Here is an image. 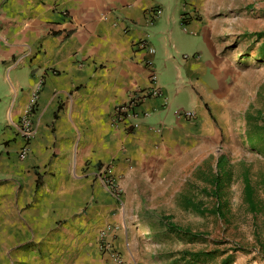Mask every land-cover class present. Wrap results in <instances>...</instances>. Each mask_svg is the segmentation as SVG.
Returning a JSON list of instances; mask_svg holds the SVG:
<instances>
[{
	"label": "crops",
	"instance_id": "1",
	"mask_svg": "<svg viewBox=\"0 0 264 264\" xmlns=\"http://www.w3.org/2000/svg\"><path fill=\"white\" fill-rule=\"evenodd\" d=\"M177 2L178 22L200 37L189 57H178L171 31L167 39L161 31L174 16L166 17L160 0H0V83L8 84L0 102V235L15 264H101L99 232L109 225L114 248L135 259L137 234L121 198L148 171L152 151L187 124L179 109L171 113L174 99L191 98V111L202 114V100L221 84L212 31L199 19L213 0ZM155 5L162 15L148 24ZM192 8L201 14L186 19ZM144 38L153 54L135 45ZM146 60L161 94L138 107L146 116L126 132L110 125L109 114L150 84ZM33 94L36 133L19 159L16 122ZM104 165L113 169L119 201L98 177Z\"/></svg>",
	"mask_w": 264,
	"mask_h": 264
},
{
	"label": "rangeland",
	"instance_id": "2",
	"mask_svg": "<svg viewBox=\"0 0 264 264\" xmlns=\"http://www.w3.org/2000/svg\"><path fill=\"white\" fill-rule=\"evenodd\" d=\"M160 1L166 17L174 16L173 23L162 22L161 31L166 39L171 31L178 57L191 56L201 45L199 34L178 22L177 0ZM202 15L221 61V84L202 100V114L184 119L187 124L152 151L148 171L121 198L137 234L131 246L138 251L128 259L135 264H219L225 258L228 264H264V208L260 211V204L251 212L243 198L244 172L254 187L264 175L263 146L250 145L246 137L257 113L264 117V0H213ZM7 91L8 84L0 83L1 103L8 100ZM192 108L191 98L178 96L171 113ZM221 172L227 177L218 201L210 181ZM167 220L190 234H166ZM4 240L0 235V264H15L12 244L1 250Z\"/></svg>",
	"mask_w": 264,
	"mask_h": 264
},
{
	"label": "built area",
	"instance_id": "3",
	"mask_svg": "<svg viewBox=\"0 0 264 264\" xmlns=\"http://www.w3.org/2000/svg\"><path fill=\"white\" fill-rule=\"evenodd\" d=\"M186 19L190 17H197L198 12L195 8L189 9L185 13ZM162 15V8L159 5L152 6L146 11V20L148 24L153 23ZM137 48L146 51L149 54L154 53V47L149 43L147 38L141 39L135 43ZM185 57V56H184ZM145 66L148 70V79L150 84L146 88H141L130 92L127 99L115 105L109 114L110 125L113 127H120L124 131L128 132L136 129L139 126L137 121L134 119L138 117H145L146 112H140L138 107L148 98H155L160 96V88L156 85L158 77V71L155 68L151 60L145 61ZM37 106L36 94H33L30 99L27 110L23 115L20 116L16 122V129L22 140V145L18 151V158L24 159L27 157L30 151V144L33 140L36 129L34 124V110ZM175 114L180 116L182 119L192 120L194 118V112L178 110ZM99 179L108 188L111 195H113L118 201L120 200V188L117 183L116 177L113 173L111 165H104L99 172ZM116 228L109 225L104 227L99 232L98 249L102 255L101 264H135L133 262L126 261L120 252L113 246V238L108 239L107 234H113Z\"/></svg>",
	"mask_w": 264,
	"mask_h": 264
},
{
	"label": "trees",
	"instance_id": "4",
	"mask_svg": "<svg viewBox=\"0 0 264 264\" xmlns=\"http://www.w3.org/2000/svg\"><path fill=\"white\" fill-rule=\"evenodd\" d=\"M183 24V22H182ZM262 34V33H260ZM260 36H264V33ZM248 119L250 118V115H247ZM254 121L251 122L248 130L246 131V137L247 140L249 142L250 145L252 146H256L259 144H262L263 146V150H264V117H261L260 113H257L256 117L253 119ZM219 168L221 169L224 164L223 162L220 160L218 161V165ZM227 177V175L224 172L220 173H216L214 176H212V179L210 182H212L213 185V196L215 199H217L219 201V195H218V190L221 188V185L223 183V179H225ZM257 187H254L251 182L250 179L248 177L247 172H244L243 174V198L245 203L247 204L248 209L251 212H256L260 206V204L262 205V208H260L259 210H263L264 208V175H262V177L259 179V181L256 184ZM257 189H259L258 191H260V193L262 194V199H258L256 198V191ZM195 207H197L196 205H194ZM170 220H167V227L165 229V233H170V234H186L189 235L190 232L187 231L186 229H182L177 227L176 225L172 224V223H168ZM187 256H193L196 257L195 254H191V253H187ZM229 258V257H228ZM185 257H182V260H184ZM219 264H228L227 258H225L222 262H220Z\"/></svg>",
	"mask_w": 264,
	"mask_h": 264
}]
</instances>
